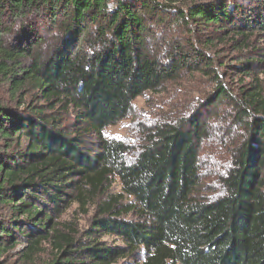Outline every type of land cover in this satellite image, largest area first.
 <instances>
[{
  "label": "trees",
  "instance_id": "16d2710c",
  "mask_svg": "<svg viewBox=\"0 0 264 264\" xmlns=\"http://www.w3.org/2000/svg\"><path fill=\"white\" fill-rule=\"evenodd\" d=\"M170 27L187 44L161 41L157 31ZM228 49L239 53L234 66L221 58ZM225 67L257 84L234 97ZM255 72L264 74V0H0V85L17 98L0 104V264L23 239L31 253L49 241L60 252L54 264H264V96ZM197 75L214 86L199 112L154 128L134 161L124 143L104 138L139 97ZM223 102L245 140L225 195L206 203L196 197L199 146ZM112 177L120 194L109 195ZM73 204L97 206L80 239L59 229Z\"/></svg>",
  "mask_w": 264,
  "mask_h": 264
},
{
  "label": "rangeland",
  "instance_id": "374dc122",
  "mask_svg": "<svg viewBox=\"0 0 264 264\" xmlns=\"http://www.w3.org/2000/svg\"><path fill=\"white\" fill-rule=\"evenodd\" d=\"M171 28V29H170ZM164 28L157 31V36L161 41L165 39L186 43L188 36L182 29ZM199 33L197 34V36ZM220 46L219 49H222ZM238 52L228 49L221 54L223 62L231 66L239 60ZM246 53H250L248 50ZM253 55L249 54L247 58ZM222 82L228 92L240 97L243 91H252L257 84L251 77L242 73L237 74L231 68L222 69ZM221 72V73H222ZM257 75L263 96H264V74L255 72ZM214 89L213 83L207 79H201L197 76L184 77L177 83H171L166 86L163 92L152 94L146 93L139 97L133 104L131 115L111 126L104 131V138L124 143L128 147L127 160L134 161L140 154L143 147L147 144L148 138L153 133L154 128L175 124L181 119H187L191 114H197L202 106L203 100ZM28 96V95H27ZM26 104L30 103V98L26 97ZM0 104L15 107L17 98H14L7 85H0ZM216 110L221 116L214 118L210 123L211 129L208 136L200 143V184L197 190V199L201 202L215 201L225 195L222 181L232 170L234 158L233 152L240 147L245 140V130L242 126L236 125L227 118V115L235 113L228 102L218 104ZM112 185L109 189V195L121 193V185L117 178L112 177ZM95 204L89 205L85 210L78 204H73L58 220L61 224L59 229L64 230L66 234L83 238L91 229L92 221L96 215ZM4 210L0 208L1 216H5ZM6 217V216H5ZM24 232L28 228H24ZM27 235V234H26ZM25 235V236H26ZM19 244L14 252H11L7 264H54L61 259L60 252L54 250L49 241H43L38 250L31 253L29 243L25 240H19ZM100 241L110 247L120 245L116 237L105 236ZM119 264H139L136 261L120 260Z\"/></svg>",
  "mask_w": 264,
  "mask_h": 264
}]
</instances>
